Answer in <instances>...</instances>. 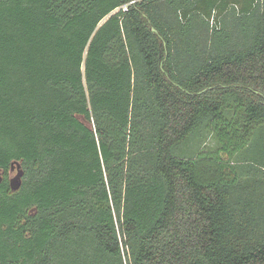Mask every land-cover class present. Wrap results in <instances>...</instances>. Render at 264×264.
I'll list each match as a JSON object with an SVG mask.
<instances>
[{"label":"trees","instance_id":"1","mask_svg":"<svg viewBox=\"0 0 264 264\" xmlns=\"http://www.w3.org/2000/svg\"><path fill=\"white\" fill-rule=\"evenodd\" d=\"M243 86L264 0H0V264H264Z\"/></svg>","mask_w":264,"mask_h":264},{"label":"rangeland","instance_id":"2","mask_svg":"<svg viewBox=\"0 0 264 264\" xmlns=\"http://www.w3.org/2000/svg\"><path fill=\"white\" fill-rule=\"evenodd\" d=\"M197 141L196 140H191V142L189 143V147H187V152H189L188 154H192V153H196V150H197ZM182 147V145H181ZM200 149H204L205 151H207L208 149L211 148L212 149H215L217 146L212 138V136L210 135H206L205 139L203 140V142H201V144L199 145ZM209 151V150H208ZM19 164V163H18ZM21 167H18L16 163H14L12 165V168L10 170V173H9V180L15 185V186H18L17 183H18V173L19 171H21ZM18 188V187H17ZM125 255L122 254V258H123V261L125 263Z\"/></svg>","mask_w":264,"mask_h":264},{"label":"water","instance_id":"3","mask_svg":"<svg viewBox=\"0 0 264 264\" xmlns=\"http://www.w3.org/2000/svg\"><path fill=\"white\" fill-rule=\"evenodd\" d=\"M151 30H152L153 32L157 33V31H156L155 28L151 27ZM164 47H165V44H164ZM243 87H245V88H247V89H250L255 95H257L258 97L264 99V94H262L261 92L255 90V89H252V88H250V87H248V86H243ZM14 163H16L18 167H20V164H18V162H13L12 165H13ZM11 168H12V166H11ZM22 175H23V172H22V170H21V171H19V173H18V183H17L18 186H15V185L10 181V187H11L12 190H16V189H18L17 187L20 186V179H21Z\"/></svg>","mask_w":264,"mask_h":264},{"label":"built area","instance_id":"4","mask_svg":"<svg viewBox=\"0 0 264 264\" xmlns=\"http://www.w3.org/2000/svg\"><path fill=\"white\" fill-rule=\"evenodd\" d=\"M131 3H133V2H131ZM123 10H126V8H123Z\"/></svg>","mask_w":264,"mask_h":264}]
</instances>
